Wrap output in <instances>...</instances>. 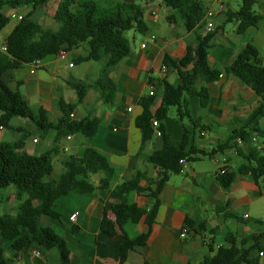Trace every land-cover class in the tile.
<instances>
[{
  "label": "crops",
  "instance_id": "1",
  "mask_svg": "<svg viewBox=\"0 0 264 264\" xmlns=\"http://www.w3.org/2000/svg\"><path fill=\"white\" fill-rule=\"evenodd\" d=\"M57 1L48 0L45 5L33 11L31 19L43 27L55 29L56 24L52 16ZM120 1L139 2L146 8L143 18L146 31L143 34L130 31L127 38L130 45L128 57L112 66L106 65L107 57L78 64L76 58L86 55L84 46H79L65 52L64 59L50 56L41 60L40 68L49 73L48 79L22 81L17 78L14 70L6 83L10 89L17 90L22 95L34 114L38 109H43L48 121L53 124L61 114L57 107L60 99L66 103L77 102L70 81L76 79L90 85L82 101L76 103L72 118L89 115L98 121L90 146L104 155L109 165L119 171L118 180L111 183L110 187L130 178L138 169L142 172L138 188L128 194L125 208L117 216L121 230H116L113 235L100 230L102 212L109 211L113 203V200L107 197L106 191L96 190L93 195L69 192L60 197L54 207L60 219H40L39 223L55 226L61 232L68 250L67 259L62 261L55 248L46 252L33 249L25 256L16 257L14 263L200 264L205 257L214 255L219 247L226 246L224 236L228 232L238 240L246 239L252 234L263 235L259 243L264 246V184L261 180L255 183L245 175L229 178L216 172L221 163L224 164L225 172L235 170L242 163V158L233 150L207 155L216 149L220 139L226 137L231 130L241 127L259 103L258 97L250 88L231 75L222 74L218 80L207 85L209 102L205 115H200L197 96L184 98L189 120L199 122L201 119L200 123L212 129H205L193 140L195 149L206 155L196 154V159L192 161L183 160L180 172L168 176V181L159 194L160 206L150 227L146 244L140 249L124 252L125 237L132 239L147 230L144 222L145 209L149 207L150 202L146 190L153 187L157 173V168L149 159L157 155L161 148L157 132L142 144L140 130L134 124L135 118L142 110V99L150 91H154L148 84V79H164L173 86L180 85L181 81L175 70L167 68L162 71V60L164 56L180 59L186 46L194 44L196 35L205 34V24L209 19L205 16L201 26L186 32L180 19H168L174 12L165 7L161 0L159 3H154L153 0ZM230 1L228 0L229 3ZM203 2L207 11H216L217 3L223 6L222 11L210 19L214 25V36L208 52V64L211 67L223 71L233 62L245 44L253 45L260 55L257 36H264V31L261 32L259 28L260 22L264 21L263 16L255 27H249L243 34H237L238 22L235 19L227 20V16L237 11L240 5L233 9L220 0ZM161 7L165 10L163 17L159 13ZM152 10L156 12L155 16L149 14ZM7 12L12 15L15 23H9L0 31V66L7 61L3 50L5 39L26 13V9ZM47 18L53 22L54 27L47 26ZM215 18L220 24H215ZM227 24H232L228 32L225 31ZM151 36L156 39L151 40ZM260 57L264 62V57ZM104 71L115 86L109 104L100 100L99 91L94 88ZM199 86L200 83L197 88ZM159 103L160 98L157 96L151 110L154 111ZM184 123L188 126L186 119L183 122L178 121L176 107H170L163 124L167 138L172 144H180ZM259 125L264 130V116L259 120ZM1 127L0 144H18L15 152L20 154L38 155L46 152L50 155L54 171L47 177L48 180L58 174L64 156L75 155L85 144L77 134L57 136L56 131L52 129L40 133L32 122L24 119L12 118L7 126ZM6 189L0 188V217L13 214L17 204L14 189ZM73 213L77 214L75 219L69 220L68 217ZM228 214H235L238 218L228 217ZM186 218L193 222V227L183 232ZM200 224L202 227H199ZM7 245L6 241L2 242L4 248ZM257 252L258 250H254L250 257L256 259L259 264H264V255L258 256ZM123 253L125 254L121 259ZM5 255L9 256L8 253Z\"/></svg>",
  "mask_w": 264,
  "mask_h": 264
},
{
  "label": "trees",
  "instance_id": "2",
  "mask_svg": "<svg viewBox=\"0 0 264 264\" xmlns=\"http://www.w3.org/2000/svg\"><path fill=\"white\" fill-rule=\"evenodd\" d=\"M48 0H0V31L11 21L12 15L7 11L26 9L5 39L7 61L0 66V125L7 126L12 118L30 121L37 131L45 133L55 130L57 136L79 135L83 147L75 155H66L60 163L58 174L48 180L54 171L52 158L46 152L38 155L15 152L18 144H0V188L12 186L17 204L13 214L0 217V264H15L16 257L25 256L30 250L46 252L57 249L60 259H67L66 248L61 232L55 226L43 225L40 219L59 220L60 215L54 210L56 201L69 192L93 195L96 190H104L107 197L113 200L109 211H103L100 230L113 235L121 230L117 216L123 211L130 192L138 188L141 171L136 169L128 179L118 180L119 171L109 165L104 155L90 146L96 133L98 121L91 117L72 118L76 103L84 98L88 87L81 81L72 79L70 87L77 96L76 103H66L60 99L57 107L60 116L56 123L48 121L46 112L38 109L34 114L26 105L17 90L8 87L6 81L12 72L33 60H43L56 56L60 51L69 52L84 46L86 55L78 56L76 63L98 61L107 57V66L116 65L130 54V45L126 32L145 33L143 21L146 8L141 3L123 2L120 0H58L52 19L56 27H43L31 19V14L42 7ZM257 0H240L237 11L229 13L227 20L235 19L238 23L236 33L243 34L249 27H255L262 19L252 9ZM161 3L174 13L168 17L170 21L180 19L186 32L201 26L206 16L203 0H161ZM214 32L198 34L193 45L186 46L180 59L164 56L162 62L166 69L175 70L181 84L173 86L164 79L149 78L148 84L154 91L144 96L141 102V113L134 124L141 133V143L151 139L157 132L161 148L149 162L157 168L153 187L146 190L150 205L145 209L144 233L130 239L125 237V251L140 249L146 244L150 227L154 223L160 206L159 194L170 174L180 172V160L192 161L196 154L206 155L193 146L194 137L205 129L212 130L206 124L189 120L185 96L199 98L200 115H205L209 102L207 85L220 78L222 74L231 75L238 82L250 88L259 99L256 108L248 120L239 128L231 130L226 137L218 141L212 153H224L233 150L242 158V163L233 171L224 172L220 176L233 178L237 175L250 177L255 183L264 178V150L258 151L251 138L264 136L259 120L264 116V62L257 49L245 44L233 62L223 71L208 64V52ZM189 67V68H188ZM200 86L197 88V84ZM94 88L99 91L103 103H111L115 86L107 72ZM160 98L159 106L152 111L156 97ZM170 107H176L178 121L184 123V132L180 144H172L166 135L164 121ZM201 117V116H200ZM153 120L157 124L153 125ZM242 142L237 145L235 140ZM228 217L238 218L235 214ZM184 226L193 227L190 219H185ZM202 227V224L199 225ZM263 235L252 234L246 239L238 240L233 234L226 233V246L219 247L215 254L205 257L200 264H259L250 255L258 250L257 255H264V246L259 243ZM8 243L7 247L2 242ZM6 253L9 256L6 257ZM122 254L121 259H123Z\"/></svg>",
  "mask_w": 264,
  "mask_h": 264
},
{
  "label": "rangeland",
  "instance_id": "3",
  "mask_svg": "<svg viewBox=\"0 0 264 264\" xmlns=\"http://www.w3.org/2000/svg\"><path fill=\"white\" fill-rule=\"evenodd\" d=\"M99 1H102V0H99ZM205 1V0H204ZM222 1L224 4H228L231 8L233 9H236L238 5H240V0H231L230 3L228 2V0H220ZM154 3H159V0H153ZM220 3H217V7H219ZM253 11L261 16H263L264 18V0H257L255 2V4L253 5L252 7ZM159 13L161 15V17L164 16L165 14V10L163 7H161V9H159ZM47 26L48 27H54V24L53 22L47 18ZM15 23V20L11 19V22H10V25L14 24ZM261 24H259V28L261 30V32L264 31V21H261L260 22ZM215 24L218 25L220 24L219 20L215 18ZM9 25V26H10ZM232 26V24H227L226 25V28H225V31L228 32L229 28ZM130 31L126 32V37L128 38V36L130 35ZM257 40H258V44H259V50H260V55L264 57V36L262 34H259L257 36ZM212 44H213V41H212ZM16 73V75L18 76L17 78H20L22 81H26V80H30V79H35V78H40V79H43V78H49V73L45 71V69H37L35 71V74L31 75L29 74L28 72V65H23L21 66L20 68L16 69L14 71ZM173 108H171L172 110ZM214 130H217V132L219 133L220 130H218L217 128L213 127ZM12 189L13 187L12 186H9L6 191H9L8 189ZM1 213V211H0Z\"/></svg>",
  "mask_w": 264,
  "mask_h": 264
},
{
  "label": "built area",
  "instance_id": "4",
  "mask_svg": "<svg viewBox=\"0 0 264 264\" xmlns=\"http://www.w3.org/2000/svg\"><path fill=\"white\" fill-rule=\"evenodd\" d=\"M222 9H223V6H222V4H220L216 11H211V10H209V11L206 12V17L209 19V21H207L206 24H205V33H212V32L214 31V25H213L212 21H210V19H212V17H213L215 14L220 13V12L222 11ZM149 14H150L151 16H155L156 12H155L154 10H152V11H150ZM150 38H151V40H155V39H156L155 36H151ZM142 46H143V45H142ZM3 50H5V47L3 48ZM65 55H66L65 52L60 51L56 56H57L59 59H64ZM27 65H28V72H29L30 74H33V73L35 72L36 69H38V68L41 67V60H39V59L33 60V61H31L30 63H28ZM71 65H72V64H69V66H71ZM165 70H166V67L163 65V66H162V71H165ZM149 94L151 95L152 92L150 91ZM129 110H130V109L128 108V111H129ZM71 116H72V115H71ZM156 124H157V122H156L155 120H153V125L155 126ZM1 128H2V127L0 126V129H1ZM67 138H69V137H67ZM235 142H236L237 145H241V144H242V142H241V140H240L239 138H237V139L235 140ZM251 144H252V145H253L258 151H263V150H264V138H260V137H258L257 135H254V136H252V138H251ZM216 162H217V160H216ZM179 163L182 164V163H183V160H180ZM223 167H224V164L221 163V165L219 166V168H217L216 172H217L218 174H220V175H221V174H224L225 169H224ZM261 183L264 184V178L261 179ZM76 215H77L76 213L71 214V215L68 217L69 220H74L75 217H76ZM245 217H247V215H245ZM262 229H264V226L262 227ZM187 230H188V228H187L186 226H184V227H183V232H186ZM259 255L262 256V253H260Z\"/></svg>",
  "mask_w": 264,
  "mask_h": 264
}]
</instances>
